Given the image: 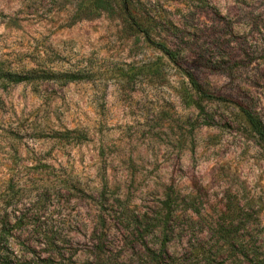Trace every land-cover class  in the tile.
<instances>
[{"label": "rangeland", "instance_id": "obj_1", "mask_svg": "<svg viewBox=\"0 0 264 264\" xmlns=\"http://www.w3.org/2000/svg\"><path fill=\"white\" fill-rule=\"evenodd\" d=\"M206 1L133 0L131 31L122 0H0V264L91 262L102 228L111 264H264V140L238 107L264 129V0ZM35 71L85 79L10 82Z\"/></svg>", "mask_w": 264, "mask_h": 264}, {"label": "trees", "instance_id": "obj_2", "mask_svg": "<svg viewBox=\"0 0 264 264\" xmlns=\"http://www.w3.org/2000/svg\"><path fill=\"white\" fill-rule=\"evenodd\" d=\"M125 8V12L130 17L127 18V27L131 31H138L143 30V22L141 21L138 16L130 15L129 13V6L132 5L133 0H122ZM197 2L204 6L206 4V0H197ZM196 7V6H195ZM147 39L150 43H152L155 47H157L159 50H161L164 54H166L171 61H173L179 68L184 69V65H188L189 61L192 60L193 56L190 55V49L188 47H183L181 50H176L172 47H170L168 44L164 42H156L153 39H151L150 35L148 33H145ZM184 74L189 78L190 83L194 90L198 93L200 98L206 99V100H227L225 97H216L209 89L203 86V84L200 82L196 74L188 69H184ZM36 71L33 72L32 75L25 76V75H16L14 77H11L10 82H24L26 80H29L31 78L33 79H41V80H62L64 82H72L77 80L85 79L84 75H80L77 73H62V74H56L49 71H43L40 73V75H36ZM197 106L200 107V103H196ZM238 107L241 109L242 113L246 117L247 121L250 123L254 131L259 135V137L264 140V129L261 126L260 122L258 121L255 114L249 110L247 107H245L242 103H238ZM164 209L166 211L165 215L161 217V219L164 220L165 223H168V220L172 217L173 210H172V203L168 200L164 201ZM162 222L159 221V224ZM100 224L105 226L106 225V219L104 217H100ZM145 228V225L143 223H139L137 225V230L140 233H144L143 231ZM148 230H146L147 232ZM106 229H97V238L94 243V250L95 255L94 259L91 262L84 263V264H111L114 261V254H111V251L108 247V235L106 233ZM48 239L50 241V244H53V248L56 247L55 245V239L57 236H59L58 231H50L47 234ZM143 235V234H142ZM54 242V243H53ZM165 253L167 254V251L160 250L158 252L150 251L148 256L155 264H161L163 259H165ZM63 256V255H60ZM3 257H1L2 259ZM7 257H4L2 262L4 264H8L6 259ZM56 257L49 255L47 257L38 258L39 262L38 264H56ZM70 261V260H68ZM75 263V262H74ZM73 264V261L72 263Z\"/></svg>", "mask_w": 264, "mask_h": 264}]
</instances>
